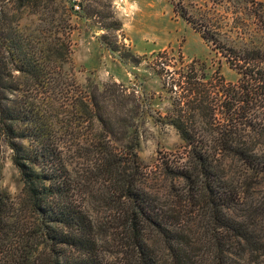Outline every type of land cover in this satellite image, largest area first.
Returning a JSON list of instances; mask_svg holds the SVG:
<instances>
[{"label":"trees","instance_id":"trees-1","mask_svg":"<svg viewBox=\"0 0 264 264\" xmlns=\"http://www.w3.org/2000/svg\"><path fill=\"white\" fill-rule=\"evenodd\" d=\"M171 1L173 12L239 78L214 82L192 59L184 75L187 107L177 109L171 121L184 142L186 163L163 165L186 187L158 208L137 179L138 155L128 160L133 163L128 168L108 138L120 103L71 99L56 123L53 102L43 104L41 94L47 83L52 87L51 63L57 58L44 45L23 49L13 45L15 38L1 35L0 147L11 151L23 183L17 200L0 188V246L14 235L19 264H34L44 255L46 264H101L94 214L110 193L117 200L114 215L130 234L135 264H264V238L256 223L264 225V189L259 200L251 196L256 186L264 188V3L245 0L255 6L251 31L240 29L233 17L216 24L200 9L191 13L182 0ZM120 25L117 20L116 29ZM15 71L30 80L19 100L12 96ZM85 111L99 130L83 138L70 130L74 122L81 127ZM188 223L196 228H186ZM151 228L155 243L145 234ZM39 246L46 254L33 255Z\"/></svg>","mask_w":264,"mask_h":264},{"label":"rangeland","instance_id":"rangeland-1","mask_svg":"<svg viewBox=\"0 0 264 264\" xmlns=\"http://www.w3.org/2000/svg\"><path fill=\"white\" fill-rule=\"evenodd\" d=\"M182 4L191 13L200 9V13L211 17L216 24L233 17L240 29H255L252 17L255 6L251 2L182 0ZM172 9L171 0H0V37L15 38L13 45L23 49L44 45L57 58L51 63L52 87L47 83L45 93L41 94L43 104L47 99L54 104L50 114H58L53 116V121L58 123L67 113L71 99L85 103L96 99L107 105L111 101L120 103L119 117L109 125L112 133L108 138L125 160L132 161L133 154L138 155L141 163L137 179L157 208L171 204L175 197L184 194L186 187L182 179L166 173L163 165L177 167L186 163L184 142L171 121L177 109L187 107L189 96L184 75L192 59L199 62L197 68L201 66L207 78L214 82L222 77L226 82L235 83L239 78ZM117 20L121 22L118 29ZM14 74L18 83L12 96L19 100L25 93V82L30 80L19 72ZM83 117L81 127L77 128L74 122L70 131L84 138L98 131L99 123L91 119L88 111ZM87 149L92 151L94 147ZM127 165L133 168V163L128 161ZM22 183L11 151L2 144L1 190L17 200ZM255 189L252 199L259 200L262 194L259 190L264 188L258 185ZM107 197L109 200L105 199L104 206L94 214L98 260L101 264H135L130 234L124 230L122 220L114 215L117 200L111 193ZM256 223L264 238V225L259 226L260 220ZM188 227L196 228L190 223ZM149 231L146 229L145 234L155 243L157 237L152 235L155 232L151 233L154 229ZM15 247L12 235L0 246V264H19ZM159 250L156 249L158 254ZM40 251L46 254L39 246L33 255ZM159 256L167 263L166 253ZM44 258L45 255L34 264H46ZM204 260H208L207 256Z\"/></svg>","mask_w":264,"mask_h":264},{"label":"crops","instance_id":"crops-1","mask_svg":"<svg viewBox=\"0 0 264 264\" xmlns=\"http://www.w3.org/2000/svg\"><path fill=\"white\" fill-rule=\"evenodd\" d=\"M258 1H262V2H264V0H258Z\"/></svg>","mask_w":264,"mask_h":264}]
</instances>
